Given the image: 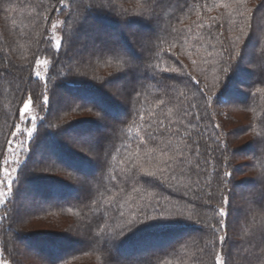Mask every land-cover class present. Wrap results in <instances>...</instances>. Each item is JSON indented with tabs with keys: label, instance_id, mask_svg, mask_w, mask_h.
I'll list each match as a JSON object with an SVG mask.
<instances>
[{
	"label": "trees",
	"instance_id": "trees-1",
	"mask_svg": "<svg viewBox=\"0 0 264 264\" xmlns=\"http://www.w3.org/2000/svg\"><path fill=\"white\" fill-rule=\"evenodd\" d=\"M103 1L108 7L104 10L87 0H0V177L23 104L31 97L44 113L18 171L13 196L0 213V253L20 264L16 256L25 254V249L12 245L15 235L47 254L39 264H216L218 253L225 264H264V185L260 183L264 177V69L260 68H264V0H162L158 20L139 15L148 0ZM89 12L92 16L87 20ZM58 18L63 20L59 52L51 47L50 33ZM153 24L158 28L145 38L127 30H150ZM85 28L89 33L82 35ZM102 33L108 36L103 44L98 42ZM72 36L86 37L98 46L84 48L78 61L62 67L77 47ZM253 44L256 53L249 71L243 65ZM45 57L51 67L44 83L34 70ZM124 77L128 83L123 104L113 101L106 87ZM189 78L191 82L185 83ZM161 82L174 84V90H165ZM61 86L84 102L72 99L54 109ZM201 91L212 96L210 106L202 104ZM229 95L236 101L227 104ZM190 106L199 113L198 120L192 115L181 118L182 110ZM235 112L247 114L248 119L239 121L232 115ZM82 114L97 119L111 114L113 119L107 124L73 118ZM160 119L165 124L178 122L173 124L171 144L184 153L183 169L174 165L163 174L164 185L159 188L125 183L135 171L133 162L160 174L155 161L172 155L161 152L166 137L157 145L141 147L137 154V138L150 131L146 122ZM190 121L199 127L190 126ZM177 127L187 139L175 135ZM84 128L107 130L93 143L97 164L62 144L63 132L82 133ZM91 137L87 134V140ZM244 137L249 138V146L242 150L237 144ZM45 145L59 160L54 170L49 166L40 174L30 165L36 160L34 153L42 152ZM82 148L90 151L89 145ZM146 155L153 158L150 165L145 164ZM224 171L232 175L223 181L227 188L222 196ZM137 175L141 181L151 179L143 171ZM46 193L58 198L48 199ZM22 194L46 202L32 207L28 219L70 222L62 231L26 232L16 216ZM223 197L227 204L221 203ZM238 197L245 200L236 210ZM157 201L169 219L152 222L145 217L148 224L129 230L133 217L143 216L142 209L151 213ZM220 207L227 213L222 225L217 223ZM212 225L224 230L214 233ZM69 234L86 240L72 241ZM219 235L225 236L223 244ZM176 237L180 238L167 246ZM115 249L121 255L113 254ZM142 250L145 257H123Z\"/></svg>",
	"mask_w": 264,
	"mask_h": 264
},
{
	"label": "rangeland",
	"instance_id": "rangeland-1",
	"mask_svg": "<svg viewBox=\"0 0 264 264\" xmlns=\"http://www.w3.org/2000/svg\"><path fill=\"white\" fill-rule=\"evenodd\" d=\"M88 3H91V5H97L100 6L102 10L107 9V5L103 0H87ZM100 9V10H101ZM90 16H92V13L89 12L87 14H85L86 19H90ZM83 20V19H82ZM81 21V20H79ZM77 21V23L79 22ZM57 24V28L56 29H50V33H51V41H52V48H55V41L56 40H60L62 42V25H63V20L62 19H56L55 22ZM158 28V26L156 24H153L151 26V29L147 30V29H139L138 31H136L137 29H134L133 27H128L127 30L128 32L138 34V37H146L149 33L154 32L156 29ZM89 29H83V34L82 35H87L89 32ZM55 33V36H53L52 34ZM108 36L106 34H100L99 37V41L100 43H104L106 41V38ZM71 41L73 43L76 44V49L72 50L69 53V60H64L62 62V67H67L70 65L71 60L72 61H78V59L80 58L83 49L84 48H88V49H93L94 46H98L96 43L92 42L90 39L88 38H84V37H77V36H72L71 37ZM133 41V40H132ZM78 43V44H77ZM255 44L251 45L249 47V49L247 50V58L245 59L244 62V68L246 70L250 71V68L248 67L249 63H251L254 58H255ZM44 61H47V63H44ZM50 67H51V60L48 58H42L39 60V63L36 64L35 66V70H34V75L36 78L40 79L42 82H46L48 77H49V73H50ZM261 69H264L263 67H260ZM39 73V77L36 75V73ZM251 80H248L247 83H250ZM128 83V78L124 77V79L121 82H112L108 85V87H106L108 96L111 97V99L113 101H119L122 102L124 104V95H125V85ZM61 88V89H60ZM59 88V93L60 95L57 96L54 100L55 104L54 109H57L59 106L65 105L67 104L70 100H77L79 102H84V100L81 97H76L75 95H70L69 92H65L67 91L66 89L62 88V86ZM239 88V87H238ZM240 90V89H239ZM45 99V98H44ZM228 102L229 103H233L236 101V97H234L233 95H229L228 98ZM48 100V99H47ZM33 101V100H32ZM27 102V101H26ZM25 102V103H26ZM88 104H93L92 102H88ZM23 108V107H22ZM22 110V109H21ZM232 115H234L235 117L239 118V121L241 120H246L248 119V115L247 114H243L241 112H235L232 113ZM32 117H35V125H36V131L33 133V138L35 137L36 133H37V128L39 126V124L42 122V120L44 119V113L42 112L41 106L39 104H35L34 102L32 103V105L29 108V111L27 114L20 116V121L18 123V125H20L21 129H23L24 127H31V124H25V121H30L32 119ZM74 119H90V120H95L98 123H110V121L113 119L112 115H105L104 118L102 119H97L96 116H92V115H86V114H82L79 115L77 117H73ZM246 118V119H245ZM79 119V120H80ZM232 126H235L236 123H232ZM87 134H91L92 135V139L91 140H87ZM107 134V130L102 128L98 131L92 130L90 129H86L84 128L82 130V133L78 132V129H70V130H66L65 132H63L61 134L62 138V144L69 150L70 153H78L81 155H84L85 157H87L89 160H91L94 164H97V159H98V155H97V149L94 147L93 143L96 141L98 136H104ZM12 141L11 145H8V152L7 155L5 157V159L3 160V167H2V173H1V177L0 180H7V179H11L13 181V185H12V191L8 192L5 189V196H4V201H6L5 203H0V213L1 211H3L5 208H7L12 196H13V192H14V187H15V180L18 176V171L21 167V165L26 161V157L29 153V141L26 137V133L24 136H20L18 133L13 134L12 138L10 139ZM23 140V146L21 148V145L19 143V141ZM248 142H249V138L248 137H244L240 140V142L237 144V147L242 149L243 148H248ZM86 146L89 145L90 146V151H86L82 148V146ZM11 148V151L9 150ZM246 151L244 152L243 155H245ZM35 162L32 163L30 165L31 170L33 169V167H36L37 170H35L34 172H40V174L47 172V170H49L48 168H51L49 166H52V170H54L55 168L53 167L55 165V163L58 162V158L57 156L52 153L51 149H49V147H46V145L44 146V149L42 152H35ZM242 157V154L240 155ZM19 160L20 163H13L14 160ZM7 160L8 163L5 165L4 161ZM37 161H43L42 164L37 165L36 162ZM247 162L248 160L246 159H241L240 162L244 163ZM91 162V163H92ZM58 164V163H57ZM7 167V169L9 170V172L11 173L10 177H6L4 174V168ZM33 171V170H32ZM49 175H51L52 177L58 176L56 173H52L50 174V171H48ZM40 176V175H38ZM72 185V183H70ZM74 187L77 189L78 192H81L82 188L80 186L74 185ZM244 186H238V190H243ZM29 190L32 192L34 189L29 188ZM35 191V190H34ZM38 192V191H37ZM47 196L48 199L51 200H55L57 197V195L51 193L50 195L47 193L45 194ZM43 194V196H45ZM245 199H241L238 197V199L236 200L237 202H235V209H239L240 207H243V203H244ZM42 203H46L45 201H39V199H37V197H29L26 196L25 194H22L19 196V200H18V204H17V217L18 219H20V221H22L23 224H21L22 227H24V230L26 232H31L32 231H39V230H46L48 232L53 233L54 231H62L61 229L70 222L67 219H61L58 218V220H51L50 218L47 220H43V221H36V220H32V219H28L27 215L28 212H30L32 210V207H36L37 205H40ZM21 205V206H20ZM2 215L0 214V229H1V224H2ZM17 227H20V225ZM16 233L17 231L14 230ZM82 235H68L67 237H69L72 241L77 242V240L84 239L83 242H85V238L81 237ZM180 237H176L175 239H172L169 241L168 245L173 244L174 242H176ZM70 240V241H71ZM12 245L16 248L17 245L22 247V249H25V254L21 253L18 256H16L18 259L17 261L20 264H39V262H41V260L46 259L47 258V254L44 252H38L35 250V248H33L31 246V244H29L28 242L25 241V239H23V237H19V239H17V237L14 235L12 237ZM77 247L81 248L79 244H77ZM142 251H138L134 254H125L123 255V257L125 258H130V257H136L139 258L141 256L145 257L146 255H142ZM59 254V253H58ZM113 254L115 255H121L120 252L118 250L115 249V251H113ZM122 257V256H121ZM122 257V258H123ZM0 259H3L5 261V264H12L9 260H7V258L5 256H3V253H0ZM82 264V263H79ZM83 264H92L89 262L83 263Z\"/></svg>",
	"mask_w": 264,
	"mask_h": 264
},
{
	"label": "snow or ice",
	"instance_id": "snow-or-ice-1",
	"mask_svg": "<svg viewBox=\"0 0 264 264\" xmlns=\"http://www.w3.org/2000/svg\"><path fill=\"white\" fill-rule=\"evenodd\" d=\"M161 3H162V0H148V3L144 7V10L141 13H139V15L143 16L145 19L158 20L159 19L158 9H159ZM51 28L56 29L57 24L52 23ZM241 31H243V29H241ZM52 35L55 36V33H53ZM55 48H56V51L59 52V50L61 48V41L60 40L55 41ZM37 63H39V61ZM44 63H47V61H44ZM141 71L147 72V68H141ZM173 71H179V70L174 69ZM223 71L227 72L228 68L225 67L223 69ZM36 75L39 77L38 72L36 73ZM145 78H147V77H145ZM152 79H155L154 74L152 75ZM165 79L170 80L172 78L166 77ZM188 82H191L190 78H189V81H186L185 83H188ZM195 84H199V81H195ZM161 87L167 91H172V90H174L175 85L174 84L165 85L161 82ZM205 88L207 89L206 85H205ZM200 96L202 97V104L205 107H208L211 105V103L213 101V98L211 95H207L205 91H201ZM32 103H33L32 98L29 97L27 99V102L23 104V108H22L19 115L23 116V115L27 114ZM44 103L45 104L48 103V100L46 97L44 99ZM161 103H163V101ZM161 111H163V108L161 109ZM180 115H181L182 119H186L190 115L194 116L197 120L199 119V113L193 111V106H190L189 108L183 109ZM35 119H36L35 117H32V119L30 121L24 122L26 125L31 124L32 126L30 128L26 126L23 129H21L20 125L14 126L16 133H18L20 136H24L26 133V137L29 141L30 146L33 143V133L36 131ZM140 119L143 120V116H140ZM146 123H147L148 129H150V131L146 129L145 130L146 135L143 137L137 138L138 139L137 154L139 153L141 147H147V145L149 143L157 145L158 141L161 138L166 137L167 143H166L165 147L161 148V152H171L172 155H170L169 159H167V160H156L155 161L156 167L158 168L160 174H158L157 171H150L148 168L143 167V166H140L139 168H137L136 164L133 162L132 169H134L135 171H133L130 176H127L125 178V183H133V185H135L137 183H144V184L150 185L154 188H159V187H162L164 185V175L163 174L167 173L168 170L171 169L174 165L180 169H183V167H184V158H183L184 153L180 152L178 149H176V147L174 145L171 144V139L173 137V124L178 123V122L169 121L168 124H165L164 120L160 119V120H155V121L149 120ZM189 124H190V126L199 127V123L192 125L191 121H190ZM214 127H218V126H214ZM205 131H206V129H205ZM175 135L178 136L182 140L188 138L186 133L184 135L180 134V129L178 127L175 128ZM200 135H203V133H200ZM215 142L217 144H219L218 140ZM19 143H20L21 148H22L24 141L21 140V141H19ZM192 143H196V141H193ZM262 143H264V142H262ZM11 144H12V141L9 140V145H11ZM9 150L11 151V148ZM196 152L199 153V145L198 144H197ZM152 159L153 158L150 155H146L145 164L150 165V162L152 161ZM7 163H8V161L5 160L4 164L6 165ZM13 163H20V161L17 159V160H14ZM42 163H43V161H37L36 162L37 165L42 164ZM25 167H27V165H25ZM32 170L35 171V170H37V168L33 167ZM140 171H143V175L145 177H148L151 179H144L143 181H141V179L137 175V173ZM4 174L6 177H10V175H11V173L9 172L7 167L4 168ZM231 175L232 174L228 171H224L220 175L221 184L219 187V191L221 192L222 196H223V189L227 188V184L223 183V181L226 178L230 177ZM84 183H86V181ZM260 183H261V185H264V177H262L260 179ZM12 185H13V181L11 179L0 180V203L6 202V201H4L5 189L8 192H11L12 191ZM133 190L134 191L136 190L135 186H133ZM208 194L211 195L210 193H208ZM221 203L227 204L228 203L227 197H223ZM148 206L152 207V205H148ZM141 211L143 212V216L133 217V221H130L129 225H128L129 230L136 228L137 225L148 224L149 222H146L145 217L150 218V220L152 222L153 221H163V220L169 219V217L165 216L164 210L159 205V201L156 202V206L153 207V210L151 213L146 212L143 209ZM219 216L221 219L217 223L222 225L224 222V218L227 216V213L225 212L223 207L219 208ZM211 227H212L214 233L224 230L223 228H216L215 225H212ZM218 240L221 244H223L225 241V236L219 235ZM215 259H216V264H225L223 257L219 253L216 255ZM0 264H5V261L3 259H0Z\"/></svg>",
	"mask_w": 264,
	"mask_h": 264
}]
</instances>
